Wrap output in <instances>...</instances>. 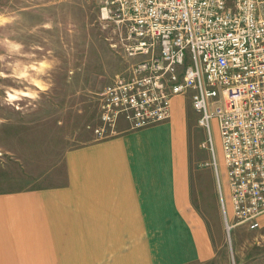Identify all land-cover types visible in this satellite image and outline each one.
<instances>
[{
	"label": "crops",
	"instance_id": "obj_1",
	"mask_svg": "<svg viewBox=\"0 0 264 264\" xmlns=\"http://www.w3.org/2000/svg\"><path fill=\"white\" fill-rule=\"evenodd\" d=\"M187 96L171 99L165 122L120 119L112 137L45 151L49 175L33 179L30 167L0 190V264L210 263L229 190L218 140L216 170L193 159Z\"/></svg>",
	"mask_w": 264,
	"mask_h": 264
},
{
	"label": "built area",
	"instance_id": "obj_2",
	"mask_svg": "<svg viewBox=\"0 0 264 264\" xmlns=\"http://www.w3.org/2000/svg\"><path fill=\"white\" fill-rule=\"evenodd\" d=\"M126 68L102 94L95 140L165 122L190 97L203 147L215 121L228 185L224 228L257 227L264 214V0H100ZM213 166L216 170L215 160Z\"/></svg>",
	"mask_w": 264,
	"mask_h": 264
},
{
	"label": "rangeland",
	"instance_id": "obj_3",
	"mask_svg": "<svg viewBox=\"0 0 264 264\" xmlns=\"http://www.w3.org/2000/svg\"><path fill=\"white\" fill-rule=\"evenodd\" d=\"M0 13L15 18L0 27V41L8 38L24 45L22 54L9 55L0 44V55L5 57L0 61V71L5 73L0 77V190H6L20 184L19 176L26 175L30 167L32 175L36 173L33 179L49 175L51 164L41 156L45 151L51 156L52 151L72 149L94 139L101 94L127 66L113 46L117 31L112 21L102 17L100 0H0ZM42 60L53 63V68L42 77L29 69V75L48 84L46 91L10 75L17 65L23 71ZM8 89L35 91L38 97L23 96L8 103ZM182 102L191 122L195 114L190 102ZM192 126L193 159L201 161L204 169L208 164L214 168V160L218 166L220 140L215 121L211 123L213 155L203 147L205 128ZM39 155L48 168L42 169ZM22 156L25 159L19 162ZM223 202L230 215L229 198L228 204ZM208 264H264V214L254 229L236 225L226 231L223 223L216 255Z\"/></svg>",
	"mask_w": 264,
	"mask_h": 264
},
{
	"label": "clouds",
	"instance_id": "obj_4",
	"mask_svg": "<svg viewBox=\"0 0 264 264\" xmlns=\"http://www.w3.org/2000/svg\"><path fill=\"white\" fill-rule=\"evenodd\" d=\"M14 17L6 16L3 13H0V27H3L6 24L12 23L14 21ZM45 27H50V25H46ZM9 55L22 54V49L24 45L20 42L12 41L8 38H5L3 41H0ZM5 57L0 55V61H3ZM53 63L48 60H42L38 64L27 65L23 71L19 70V65L13 69L10 74L12 77L16 79L25 80L30 84L35 85L37 89L40 91H46L49 87L48 84L44 83L42 79L33 78L29 75V69L36 72L39 77L44 76L48 70L53 68ZM0 77H5V73L0 71ZM7 102L12 103L13 101L20 100L23 96H30L32 99H36L38 97V93L35 91H17L15 89H8L6 92Z\"/></svg>",
	"mask_w": 264,
	"mask_h": 264
}]
</instances>
